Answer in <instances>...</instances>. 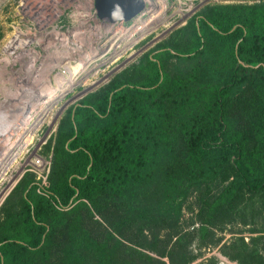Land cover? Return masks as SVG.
Returning <instances> with one entry per match:
<instances>
[{"label": "trees", "instance_id": "16d2710c", "mask_svg": "<svg viewBox=\"0 0 264 264\" xmlns=\"http://www.w3.org/2000/svg\"><path fill=\"white\" fill-rule=\"evenodd\" d=\"M244 1L256 3L205 9L176 34L180 47L145 54L68 112L49 186L28 173L4 205L0 264H192L194 232L179 230L191 194L231 168L215 215L264 197V0ZM222 254L264 264V238Z\"/></svg>", "mask_w": 264, "mask_h": 264}, {"label": "built area", "instance_id": "2783aa9c", "mask_svg": "<svg viewBox=\"0 0 264 264\" xmlns=\"http://www.w3.org/2000/svg\"><path fill=\"white\" fill-rule=\"evenodd\" d=\"M165 2L145 0V10L129 22L101 19L95 0H35L22 4L20 23L0 50V107L8 100L24 108L30 103L35 107L39 103H55L49 114L35 117L27 129L15 130L16 141L25 133L31 137L25 148L29 155L22 164L27 166L29 160L37 158L39 163L45 162L40 171L28 166L35 170L42 185H46L50 163L38 154L57 134L67 110L107 86L149 51V37L162 25L160 10H166ZM16 34L20 47L5 66L2 60L10 54L5 55L3 50ZM4 124L2 128L7 125ZM32 153L35 154L30 159ZM6 173L0 177V202L17 183L15 179L8 191L5 177L11 174ZM13 176L17 178L16 174ZM42 185L41 189L46 187Z\"/></svg>", "mask_w": 264, "mask_h": 264}, {"label": "rangeland", "instance_id": "374dc122", "mask_svg": "<svg viewBox=\"0 0 264 264\" xmlns=\"http://www.w3.org/2000/svg\"><path fill=\"white\" fill-rule=\"evenodd\" d=\"M33 1L35 0H0V50L3 48L4 44L8 41L9 37L13 34L15 28L18 27L20 23L21 20L20 10L22 4L24 3L30 4L33 3ZM253 3L256 2L244 1V0H167V2H165L166 10L163 11L159 9L160 11H162L161 12L162 14L160 16L161 19L160 23H162V25L155 28L154 29L155 31H153V33H151L149 37L150 39L149 42L151 44L149 51H146L143 54V56L140 57L139 60L131 66L132 67L139 66L145 54L148 55L152 51L155 52L157 51L158 48H162L168 44H170L171 47H180V44H182V40L176 34H180V32L186 28L189 21L192 20L194 17L198 16L205 9L217 7V6H228L232 4H253ZM143 46L144 45L142 44L141 47ZM165 60L167 62V70H171L172 68L171 64L174 63L175 60L169 58L166 59V57ZM54 106L55 104L53 105V107H51V109H53ZM72 108H69V110H67V112L65 113V117ZM42 111L43 110H41V114H43ZM39 116H37V118ZM41 116L43 117L44 114ZM13 127L10 126L9 129H13ZM58 134H59V129L57 134L50 139L49 143L45 145L43 147V150L40 151V153L38 154L39 156L46 159L50 163V171L48 174V178L46 179V185H42L41 183L42 181L38 179V175L37 173H35L36 168L33 165L28 164L27 166H25L26 163L22 164L24 158L26 159L27 156L29 155L28 153H25L26 152L25 148L28 145V143L31 142L30 135L27 136L26 133L22 135L23 137L25 136L23 142L26 141V144L23 143L21 140L23 137H21V139L18 141H16L17 134L13 137L12 142L17 143V148H15L12 156L9 155L10 162L8 161L6 162L7 158L5 156L7 152L6 149H8L7 148L8 145L4 146L0 144V163L2 161V163L8 165V169L7 170L4 169L2 174L6 173L7 171L8 173L11 174L8 176V178L12 176V174H16L17 175L16 186H17L26 174L32 173L35 175V179L38 182V184L48 187L49 175L54 163V154H55L54 148L59 138ZM27 140L29 141L27 142ZM34 154L32 153V155L29 156V158L32 159L31 157H33ZM42 163H43L42 165L43 168L45 162ZM29 165H31L35 170L31 167H28ZM42 168L40 170H42ZM8 173H6V176L8 175ZM5 180H7L6 177ZM232 180H233V170L229 168L222 175L215 178V180L206 182L201 187L200 190H198L194 194H191L184 204L181 215V222L179 223L180 225L179 230L181 232L183 231L194 232V236H193L194 238H192L190 243H188L189 251L191 252V255L197 257V259L192 264L206 263L211 258H216L218 264H239L238 262L231 261L229 258L224 256L222 254V247L224 245L230 244V242H232L235 238L238 237H243L246 243L249 244L250 246H252L253 239L260 238L262 236L264 238V197L263 196H252L245 194L244 204L241 205L239 208L235 210L229 209L228 213L227 212L222 214L219 213V215L218 214L215 215L214 212H212L211 209L212 204L226 190V188L229 187ZM5 186L6 184L4 182V187ZM11 193L4 200L0 202V214ZM212 217L215 218L213 220L215 225L212 226L206 224ZM95 219L99 221L101 220L100 217L98 216H96ZM59 224L60 223L55 224L54 229H58L59 231V229L62 228V225ZM86 226H87L86 230L88 228V230L91 232L90 237L92 239L95 240L102 239L103 230L101 227L97 226L94 221L90 222ZM108 231L115 238H119V234H116V232L113 229L108 228ZM166 233H167L166 230L161 232V236L163 237L164 235H166ZM56 235L57 233L55 234V236ZM212 240L218 242V245L211 244L210 242ZM62 258H63L62 254L59 255V258L56 257L55 258V261H57L56 264L63 263V261H61Z\"/></svg>", "mask_w": 264, "mask_h": 264}, {"label": "bare ground", "instance_id": "6f19581e", "mask_svg": "<svg viewBox=\"0 0 264 264\" xmlns=\"http://www.w3.org/2000/svg\"><path fill=\"white\" fill-rule=\"evenodd\" d=\"M154 6V3L153 5ZM20 39L19 36L16 34L14 39L12 40V42L7 45V47L3 50L4 54H10V56L8 58H5L4 61L5 62V66L7 63H9L10 57H13L14 54L16 53L17 49L20 47V43H19ZM18 92L19 90L16 92V95L18 96ZM41 98V95H40ZM14 104V105H12ZM55 103H48V102H44V103H39L37 105V107H35V105L32 103L28 104L25 108L23 107V105L16 104V102L14 101H10L8 100L7 102H5L1 107H0V144L1 145H8V149H6V162H10V156L9 155H13L15 148H17V143L12 142L13 137L16 135L15 134V130L17 129H27L28 126L30 125L31 121L33 120L34 117H38V118H42L41 115H47L49 114V112L52 110L51 107H53ZM34 109H38L37 112H33ZM51 109V110H50ZM41 110L43 114H41ZM3 123H7V125H5L4 128H2V124ZM14 125V127H13ZM12 126L13 129H9V127ZM8 127V128H6ZM26 135L28 136L29 134L26 133ZM23 137V136H22ZM25 138V136L21 139L23 142V139ZM29 140H27L28 142ZM26 144V141L23 142ZM20 145V144H19ZM19 147V146H18ZM3 160V159H2ZM37 160V159H36ZM30 161L29 163L31 165H33L35 168H38L39 170L42 168L43 163H39L38 161ZM7 170L8 169V165H6L5 163H0V177L3 173V170ZM20 173V172H19ZM16 179L15 176H10L9 178H7L8 180V191L10 186H14V180ZM14 184V185H12Z\"/></svg>", "mask_w": 264, "mask_h": 264}, {"label": "water", "instance_id": "95a60500", "mask_svg": "<svg viewBox=\"0 0 264 264\" xmlns=\"http://www.w3.org/2000/svg\"><path fill=\"white\" fill-rule=\"evenodd\" d=\"M98 16L110 22H129L146 8L145 0H95Z\"/></svg>", "mask_w": 264, "mask_h": 264}]
</instances>
